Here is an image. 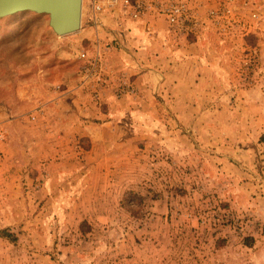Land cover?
<instances>
[{"label":"rangeland","instance_id":"1","mask_svg":"<svg viewBox=\"0 0 264 264\" xmlns=\"http://www.w3.org/2000/svg\"><path fill=\"white\" fill-rule=\"evenodd\" d=\"M85 8L83 0L80 28L63 36L60 71L49 69L54 81L80 75L82 92L45 111L41 58H58L47 37L41 48L48 15L0 18V264H264V211L247 209L245 192L264 189V148L249 143L253 131L229 130L243 115L230 112L229 97L213 113V96L167 91L148 35L140 52L130 51L129 34L95 29ZM151 26L166 29L162 21L137 29ZM235 28L178 40L167 29L163 41L174 56L225 61V87L248 88L264 75V25ZM95 38L100 79L87 80L79 55L96 52ZM105 54L118 57L116 75L105 70ZM251 57L256 65L245 64ZM133 76L143 77L141 90ZM217 120L223 138L248 141L233 147V164L246 170L231 173L215 160Z\"/></svg>","mask_w":264,"mask_h":264},{"label":"crops","instance_id":"2","mask_svg":"<svg viewBox=\"0 0 264 264\" xmlns=\"http://www.w3.org/2000/svg\"><path fill=\"white\" fill-rule=\"evenodd\" d=\"M113 30L116 31V29ZM117 30L123 31L122 34H124L127 39H129L128 34L130 35V39L126 43V47L129 48L130 51L136 48L138 49V52H140L142 48H144V37L147 38V42H151L150 50L159 52V54L153 56L152 61L154 63L151 64H155L158 74L161 73V75H163L162 77L165 78H163V84L168 85V88H166V90L168 91L169 89V91L174 93L175 96L190 97L191 95L187 94L189 91H197L199 92L201 97L213 96L214 99H217V101L215 100L213 104L208 105L210 110L212 108L213 113H221V111L225 107L222 102H219V100L224 97L231 98V104L228 105L230 112H240V115L242 114L243 117L241 119L238 118L239 120L236 119L235 121H233V123L230 124L229 130L231 132H234L235 129L253 131L255 137L253 138V141L249 140V143L252 144L251 146H262L261 148H264V140L260 141L258 140L259 137H257L258 135L264 134V75L259 76L257 80H255V84H253L251 87L243 88L237 86L236 84L230 85V83L227 82V88V86L225 87V85L221 82V78L219 77L221 71L220 66L224 64L226 65L227 63L225 61H222L220 59H210L209 57L205 56L193 58L180 57L179 55L174 56L175 52L172 50L175 47H169L167 42L163 41L164 37L167 34V29H163L161 26H159L158 29H130V32L128 31L129 29ZM143 32L145 33V35H148L150 37L149 40L148 36H144L142 38ZM135 33L137 35H135ZM139 34L141 35V37ZM63 36L66 35H57L53 31V29H41V48L44 46V42H46V39L44 38L47 37L49 41H52L54 43V47L57 48L56 52L58 53V58L50 62H46L45 59L41 58V110L44 111L50 109V107L53 105L61 103L62 101L72 99L74 95L82 92L83 85L81 84L82 79L80 75H78L77 77H73L71 74H69L68 80L65 81H60L61 77L55 81L54 78H49V69L52 65L55 66L56 64V66H58V69H56L58 72L61 69V45L63 40H66ZM154 42L156 43L155 45ZM150 55L151 51L149 53V56ZM65 61L66 59H64V62ZM73 61V63H76L75 59H73ZM118 62V57H113L109 54H105V57L103 59L105 70L111 73L112 76L116 75L115 73L119 66ZM82 64L83 62H81V65ZM64 78H66V75H64ZM121 79L125 81L124 78ZM127 80L135 84V86L140 90L143 87V85L139 86L143 82V77L133 76L131 80ZM230 80H233V82L235 83L233 75H231ZM104 93L105 96L107 94H111V90L108 89ZM212 125L214 130L213 146L219 150V153H217L216 156L214 155L216 158L215 160L223 165L222 168H227L229 171H231V173H233L235 170L239 171V169L246 170V168L241 166L239 162H237V168L233 164L235 162L234 158L237 156L238 150L234 149L233 147L248 146V141L240 142L232 136L229 138H223L222 130L223 128H226V125L220 120L214 121ZM223 146H230L231 148L224 149V151L222 152ZM248 154L249 153H247L246 158L250 156ZM259 157H264V155H260ZM237 158H239V155ZM261 164V168H263L264 172V161H262ZM245 192L248 195V198L246 200V208L248 209V207H250V210L257 209L258 211L260 209L264 211V189L257 188V190L255 191L248 190ZM255 214L260 215L258 212L255 213V211H253V215L255 216L254 221L258 220V216H256Z\"/></svg>","mask_w":264,"mask_h":264},{"label":"built area","instance_id":"3","mask_svg":"<svg viewBox=\"0 0 264 264\" xmlns=\"http://www.w3.org/2000/svg\"><path fill=\"white\" fill-rule=\"evenodd\" d=\"M85 9L86 21L95 29H137L141 24L162 21L177 40L197 35L206 27L221 35L235 27L262 29L264 25V0H86ZM95 47L94 54L79 55L85 61L87 80L100 79L102 57L97 38ZM256 63L254 57L245 60L246 65Z\"/></svg>","mask_w":264,"mask_h":264},{"label":"water","instance_id":"4","mask_svg":"<svg viewBox=\"0 0 264 264\" xmlns=\"http://www.w3.org/2000/svg\"><path fill=\"white\" fill-rule=\"evenodd\" d=\"M83 0H0V18L22 11L48 15V25L57 35L80 28Z\"/></svg>","mask_w":264,"mask_h":264}]
</instances>
